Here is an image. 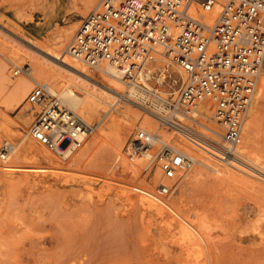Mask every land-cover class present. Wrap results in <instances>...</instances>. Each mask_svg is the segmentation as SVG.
Listing matches in <instances>:
<instances>
[{
  "label": "rangeland",
  "instance_id": "374dc122",
  "mask_svg": "<svg viewBox=\"0 0 264 264\" xmlns=\"http://www.w3.org/2000/svg\"><path fill=\"white\" fill-rule=\"evenodd\" d=\"M88 1L0 0L3 85L9 87L10 81L32 71L27 62L17 67L8 58L22 55L25 50L31 54L38 53L37 47L40 49L48 44H58L61 34L71 27V34L65 42L66 49L82 20L100 0H94L93 5L86 8ZM201 18L207 20L209 16L201 14ZM16 47L22 48L23 52H19ZM171 68L167 71L171 77H167L165 85L156 87L153 82L149 86L159 91H171L169 84L171 78H175L177 83L173 87L178 91L174 94L176 100L182 80ZM19 69L24 72H19ZM85 69L89 75L99 78L97 71H90L86 66ZM1 87L0 82V90ZM28 93L24 103L18 106L6 102L5 94L0 91V152L5 143L19 142L23 136L20 124H25L27 132L30 130L33 119L23 118V113L25 116L29 113L25 111ZM99 103L102 107L100 114L89 122H100V126L88 135V139H93L104 130L108 140L98 150L93 148L85 154V162L76 163L73 167L79 174L90 178V185L92 180L97 179L94 181L96 185L93 183L89 186L88 182L86 188H81L63 179V183L50 180L45 185L36 186L28 180L24 171L7 177L1 168L7 164L4 162L7 158H0V264H264L263 187L235 178L218 185L211 183L207 177L189 183L187 193L182 196L183 211L187 214L202 213L212 236L215 235L210 262L204 252H191L194 253L192 256L190 251L180 248L177 231H168L164 219L156 213L141 215L138 203L140 193L135 188L148 185L153 188L155 195L177 201V191L171 196L162 195L158 190L163 182L151 183V171L158 166L154 157L160 143L149 148L153 163L148 169L146 165L151 159L144 156L145 150L141 153L144 160L142 164L138 165L134 158L130 160L129 146L137 130L128 122H124L123 127L107 129L108 123L106 121L103 124V121L117 108L110 106V102ZM135 107L152 115L140 106ZM255 108L257 132L254 148L263 161L264 86L257 87ZM128 109L131 111L129 120L135 121L139 114L134 108ZM26 141L46 149L34 141L30 134ZM83 145L84 142L81 147ZM22 150L23 145L18 147L20 153ZM51 155L63 163L68 161L61 155ZM8 162L22 168L39 166L14 156H10ZM244 166L247 169L248 166ZM256 169L250 167L247 170L264 179V172ZM136 174L142 176L136 179Z\"/></svg>",
  "mask_w": 264,
  "mask_h": 264
},
{
  "label": "built area",
  "instance_id": "2783aa9c",
  "mask_svg": "<svg viewBox=\"0 0 264 264\" xmlns=\"http://www.w3.org/2000/svg\"><path fill=\"white\" fill-rule=\"evenodd\" d=\"M195 1L205 11L220 5L212 29L189 14ZM66 51L90 71L104 65L120 69L126 85L155 83L156 58L170 60L186 80L169 113L157 119L222 159L235 158L264 70V0H101L82 20ZM206 100L213 108L218 141L199 131L209 132L199 111ZM26 102L39 108L32 139L57 155L81 147L100 126L61 106L40 85L33 86ZM153 139L152 133L138 131L129 146V159L149 148ZM155 154L165 181L186 167L184 154L166 144L160 143ZM172 189L168 184L159 187L162 195Z\"/></svg>",
  "mask_w": 264,
  "mask_h": 264
},
{
  "label": "bare ground",
  "instance_id": "6f19581e",
  "mask_svg": "<svg viewBox=\"0 0 264 264\" xmlns=\"http://www.w3.org/2000/svg\"><path fill=\"white\" fill-rule=\"evenodd\" d=\"M93 2L94 0H89L86 8L91 7ZM100 2L101 0L96 4L93 10L99 6ZM219 12V4H216L213 8H210V10L205 11L202 10L198 5V2L195 1L190 8L189 14L194 19L203 22L206 26L212 29L218 19ZM201 14L208 15L209 19H202ZM0 34L3 33L1 32ZM70 34L71 27L65 29V31L61 34L58 44H48L47 47L40 49L37 47L36 50L38 53L32 51L33 53L31 54L26 50V52H23L22 48L16 47L19 52L23 53L22 55H14L13 57L8 58L9 61L17 67H20L23 62H27L31 66L32 71L30 74L20 75L15 80L10 81L9 87L3 85L5 76L3 66L0 64V82L3 86L0 91L5 94V99L7 100L6 102L10 101L20 106L24 103L25 96L31 90V87L34 85H40L43 87L47 95L57 99L60 105L64 108L72 112H77V115L88 123H90L89 121L95 120L100 114L102 107L99 101L104 103L110 102V106H116L117 109L113 114L108 115L103 121V124L107 121V129H113L115 126L123 127V123L128 122L131 124L133 129L137 130V132L146 131L154 135L153 142L149 148L155 146L158 142L168 145L174 151L182 152L187 160V164L175 179L167 181L163 180L162 173L158 166L154 167L150 176L151 183L163 182L161 184L172 185V192L168 196H171L174 191H177V201L175 202L174 200L169 199V197L155 195L153 188L148 185L135 188L140 193L138 195V203L141 208V215L156 213V215L165 220V226L167 227V230L169 229L168 231H177V242H179V245L181 246H179L180 248L186 249L190 251V253L204 252L210 262L213 252V236L215 235L212 236L208 221L202 213L200 215V213H193L191 211L193 214H187L183 211L182 204H184V200H182V196L187 193L189 183L195 180L197 181L200 177H207L211 183L215 185L227 183L231 179L235 178L239 180L241 179V182L243 180L252 182L264 188V179L259 177V175H255L256 173H252L253 171L250 172L247 170L251 167L260 169L264 172V160H261L254 148V141L257 132V111L255 108L257 102V88L242 126L241 143L236 150L238 153L236 155L237 157H226L225 159H222L215 152L191 142L180 132L162 124L157 119V115L168 114L169 105L175 102L174 94L178 92L173 87V84L177 83L175 78H171L172 85L169 84L171 91H159L158 89L151 88L149 85L151 83L153 84V82H139L136 85H126L120 69L104 65L100 70H97L99 78L96 79L87 73L83 63L67 53L65 49V42L68 40ZM28 43L29 42H27V45ZM170 66H172L171 69L175 70L178 77L182 80V83L185 82L186 77L181 68L170 60L157 57L155 66L157 74L154 86L158 87L166 84L167 77H171L167 73ZM21 70L22 69H19V72ZM22 72L24 71L22 70ZM16 74H18V72ZM258 86H264V70L259 78L257 87ZM116 95L119 97L117 98ZM129 102L150 111L152 115L143 112ZM28 105L25 106V111H28L29 113L27 116L23 113V118L25 117V120L33 119L29 132L26 131L24 123L20 124V131L23 136L20 138L19 142L16 144L7 142L2 148L3 158H7V161H4L7 162V164L4 163L5 165L1 167L4 174L7 177H11L14 176L16 172L24 171L26 172L28 180H30L31 183L36 184V186L45 185L50 180L61 183L63 179H66L68 183H71L72 185L86 188L90 178L88 179V176H85V174L84 176L79 174L77 169L76 170L78 172L74 170L76 167H73L76 163L85 162V154H87L91 149L95 148L98 150L102 147V145H105L108 140L107 133L103 130L102 133L93 139H88L87 136L83 141V147L61 155L63 159L68 158V161L63 163L51 155L53 152L44 148H38L34 146L31 141H26L28 134L31 135V127L34 117L36 112L39 110L38 107ZM128 107L138 110H135V112L139 114L136 115L135 121L129 120V112L131 111ZM139 111L142 112L141 114L143 115H140ZM199 111L203 117L201 119L202 123L209 128V132L201 129H199V131L210 136L213 140L218 141V138L215 136V132H217L218 129L213 119V108L210 102L206 100L200 103ZM109 131L110 130H108V132ZM21 145H23L22 153L18 151V147ZM149 148H147L144 152V156L151 159V161H149L146 165L147 169L153 163V156L149 153ZM1 152L0 158L2 155ZM141 153L134 157V160L138 163V165L144 162ZM10 156L30 161L32 163H37L39 166L33 168H22L21 166L12 165L8 162ZM233 160L241 162L249 168L247 167V169H245L246 167L244 165L243 167L241 166V163H236ZM142 174H136V179L140 178ZM92 181L94 183L97 179ZM104 182L105 181L101 183ZM93 183L91 185H93ZM98 183L99 182H97V184ZM91 185L89 182V186ZM94 185L96 184L94 183ZM158 193H160V190H158ZM179 203L181 206H178ZM184 207H186V205ZM191 254L194 256V253Z\"/></svg>",
  "mask_w": 264,
  "mask_h": 264
}]
</instances>
